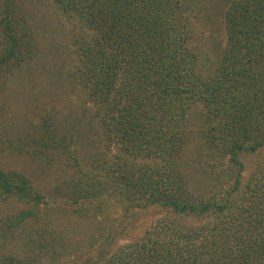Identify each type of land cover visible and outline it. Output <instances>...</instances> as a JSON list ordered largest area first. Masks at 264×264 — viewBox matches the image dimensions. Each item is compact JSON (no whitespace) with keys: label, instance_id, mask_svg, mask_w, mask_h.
<instances>
[{"label":"trees","instance_id":"obj_1","mask_svg":"<svg viewBox=\"0 0 264 264\" xmlns=\"http://www.w3.org/2000/svg\"><path fill=\"white\" fill-rule=\"evenodd\" d=\"M55 2L90 32L77 41L80 84L102 112L105 137L123 152L109 183H76L75 201L116 196L124 216L152 209L158 217L156 228L116 248L95 240L96 254L83 264H264V0H232L226 47L205 76L182 0ZM12 10L4 0L0 83L1 71L18 68L29 50ZM198 106L219 158L210 164L219 172L209 192L194 196L169 159L179 153ZM260 154L249 170L245 157ZM130 158L151 162L134 166ZM9 198L28 207L9 218L0 241L47 205L28 177L0 168V200ZM187 218L200 224L190 226ZM36 256L3 264H38Z\"/></svg>","mask_w":264,"mask_h":264},{"label":"rangeland","instance_id":"obj_2","mask_svg":"<svg viewBox=\"0 0 264 264\" xmlns=\"http://www.w3.org/2000/svg\"><path fill=\"white\" fill-rule=\"evenodd\" d=\"M182 2L198 68L204 76L212 74L227 44L225 13L232 0ZM3 6L0 0V16ZM11 6L29 50L18 68L1 71L0 168L28 177L46 196L47 205L41 206L37 218L0 241V264L10 258L29 261L36 254L38 264H83L96 254L90 250L95 240L113 248L136 240L156 228L157 213L150 209L124 216L116 196L75 201L81 196L76 183L85 180L86 188L100 186L105 179L109 183L117 156H123L105 137L102 112L80 84L77 41L90 32L55 0H11ZM3 43L0 32V48ZM204 119L202 106L192 109L181 149L169 159L183 172L194 196L209 192L219 172L210 164L219 158L207 143ZM261 157H245L249 170ZM129 161L134 166L151 162ZM27 207L14 198L0 200V233L8 229L9 218ZM186 221L200 224L197 219Z\"/></svg>","mask_w":264,"mask_h":264}]
</instances>
